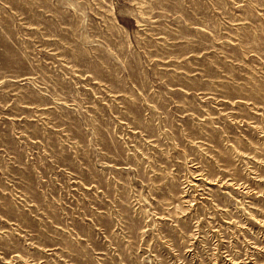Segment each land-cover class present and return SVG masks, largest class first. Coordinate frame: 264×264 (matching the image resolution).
<instances>
[{
	"label": "rangeland",
	"instance_id": "obj_1",
	"mask_svg": "<svg viewBox=\"0 0 264 264\" xmlns=\"http://www.w3.org/2000/svg\"><path fill=\"white\" fill-rule=\"evenodd\" d=\"M0 264H264V0H0Z\"/></svg>",
	"mask_w": 264,
	"mask_h": 264
}]
</instances>
